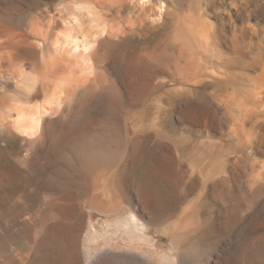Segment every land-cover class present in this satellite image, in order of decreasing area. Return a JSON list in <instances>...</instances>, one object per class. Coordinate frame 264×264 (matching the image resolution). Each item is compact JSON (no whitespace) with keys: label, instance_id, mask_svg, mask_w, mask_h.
<instances>
[{"label":"rangeland","instance_id":"1","mask_svg":"<svg viewBox=\"0 0 264 264\" xmlns=\"http://www.w3.org/2000/svg\"><path fill=\"white\" fill-rule=\"evenodd\" d=\"M195 16L205 49L179 34ZM0 29L13 44L0 56V264H90L110 247L153 264L175 239L191 264H264V0H0ZM54 98L37 135L12 134L17 107ZM109 200L149 225L145 255L105 235L123 217L92 205ZM80 213L74 248L62 217Z\"/></svg>","mask_w":264,"mask_h":264},{"label":"bare ground","instance_id":"2","mask_svg":"<svg viewBox=\"0 0 264 264\" xmlns=\"http://www.w3.org/2000/svg\"><path fill=\"white\" fill-rule=\"evenodd\" d=\"M147 1L151 2V0H147ZM156 6L158 8L157 11H156V18L157 19H161V17L166 12V6H165V4L162 1H158ZM195 18H196V16H195ZM200 18H199V21H197L198 20V17H197L196 18V22L192 21V20L186 21V19L182 20L180 22V25H179V28L181 27V31L182 32L180 31L179 34L181 35V39L183 41L188 42L189 37L192 36V38H193V34L196 33V35L199 37V40L197 38L198 42L200 41L201 46L204 45L207 48V47H209V44H210V38H211L210 31L208 30V26L206 25V23H203ZM96 27H98V26H96ZM197 27H198V29H197ZM1 29H0V56H2L4 54V50L8 46H12L13 45L12 41L9 38L6 39L4 37L5 36L3 34L4 32ZM199 29H202V30H199ZM194 36H195V34H194ZM68 37H70V36H68ZM68 40H69V38H67V37H58L57 38V42L60 43V45H62L64 47H65V45H68ZM189 41H191V40L189 39ZM96 42H97V40H95V39L93 41H91V42L87 41V42H84L85 43L84 46L85 47L86 46L89 47L91 44H95ZM77 46H78V44H76V47ZM202 48H204V47L202 46ZM61 49H63V48H61ZM64 49H66V48H64ZM72 51H73V49L70 50V52H72ZM86 52H87V50H86ZM82 54L87 56V53H85V52L82 53ZM86 56L85 57L81 56V58H80V55H79V57L76 56L77 59L75 61V66L77 67L76 68L77 72H79L80 74H86V75H84V77L85 76L86 77L89 76L91 74L92 70H93L92 65H91V60L89 59V57H86ZM253 64L254 65L260 64V66L262 67L263 64H264V60H263V58H261L259 56V58L257 57V58H255L253 60ZM67 66H69V65L67 64ZM70 72H71V74H73L72 71H70ZM81 76H83V75H81ZM89 77H88V79H90V82H91V78H89ZM79 78H80V76H79ZM25 79H26V77H25ZM88 79H86L85 82H88ZM26 81H28L30 83L31 81H33V78H29ZM232 82H234L233 79H229V81H227V83H232ZM29 88H30V86H29ZM59 100H60V98L51 99V101L47 103L49 105V108L47 106H43L41 108H26L27 106L26 107H17L14 110L16 112V115L14 116L15 118L13 119L12 122L9 123L10 124L9 125L10 126L9 129L12 131V134H14V136H17L18 134H20L23 137L24 136L33 137V136L37 135V133H39V130L41 129L44 115L46 113L50 112L53 109V108H51L52 105L55 106V104H59ZM1 107H2V105H1ZM91 161H93V160H91ZM105 203L107 205H109V207H110L108 210L106 209L107 211H103L101 209H98L97 207H95L93 205H92V209H95L97 212H99L101 214H105V215L106 214H109V215L114 214V212H115L114 209H113L114 206H112L113 204L111 203V200L106 201ZM119 215H122L121 217H123V219H121V220H119V218H118L119 221H117L116 225L119 226V227L117 228L116 225L114 226L112 224L114 222H110L111 226L113 225V227H115L116 229L115 228L111 229V227H109L105 231V233H107V234H105V233H103V234L108 235L107 236L108 238H109V234H110V238H112V236L114 237L115 234L117 235V233H119V234H121V237L122 236L125 237V239H124V237L122 239L127 240L126 238H128L129 239L128 241H130V242L132 241L131 244L132 243L136 244V246L131 247V249L140 250V251L144 252L143 254L142 253L141 254L145 255V253L147 251H145L144 248L138 247L139 246L138 244H140L141 242L146 240V237H145L146 236V230H147V228H149V225L146 224L145 221L141 220L138 215L134 214V212H132L130 210H125V211H123L121 213H118L117 215L114 214V216H112V217H116V216L119 217ZM73 216L74 217H72V219H71L72 223L69 224L68 223V219H70V218H68V216L63 215L62 224L64 225L65 231L67 232L69 237L73 240L74 248H76L75 244H77V242L81 239L83 233L85 232V226H84V217H83V215L81 213L79 215H75L74 214ZM115 221H116V219H115ZM178 230L180 231V229H178ZM169 231L172 234V230L170 229ZM175 231H176V229H175ZM105 235H104V237H105ZM100 236H101L100 238L103 237L101 234H100ZM117 237H118V235H117ZM112 239H114V238H112ZM110 248L111 249L106 250L104 252L93 254L91 257H89L87 259V261H89L90 264H150V262H147L146 258L143 259V256L140 257L141 255L138 256V255H136L134 253L123 252V251H120V250H114V249H112V247H110ZM72 251L74 252V249ZM76 251L77 250H75V253H73V255L75 256L76 259H78L79 256L77 255V253L79 254V252L76 253ZM158 254H159L157 256L158 259H156L155 263H153V264H177V262H176L177 259L179 260V262H178L179 264H191L190 262L187 261L188 259L187 260L185 259L187 257V255H185L186 257H184L183 250H181V248L179 247V244L176 241V239L172 241V243H171V245H169V247L165 248L161 252L159 251ZM85 256H87V255H85ZM83 259H84V257H83Z\"/></svg>","mask_w":264,"mask_h":264}]
</instances>
